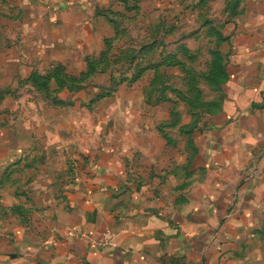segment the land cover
Wrapping results in <instances>:
<instances>
[{
  "label": "rangeland",
  "instance_id": "obj_1",
  "mask_svg": "<svg viewBox=\"0 0 264 264\" xmlns=\"http://www.w3.org/2000/svg\"><path fill=\"white\" fill-rule=\"evenodd\" d=\"M29 1L0 0V130L24 150L0 183V262L17 221L13 178L50 174L58 189L82 165L72 150L150 144L148 128L193 148L227 96L223 30L245 0Z\"/></svg>",
  "mask_w": 264,
  "mask_h": 264
},
{
  "label": "crops",
  "instance_id": "obj_2",
  "mask_svg": "<svg viewBox=\"0 0 264 264\" xmlns=\"http://www.w3.org/2000/svg\"><path fill=\"white\" fill-rule=\"evenodd\" d=\"M223 31L227 96L193 148L148 128L150 144L72 150L82 165L58 189L50 174L13 178L0 264H264V0H245ZM3 133L0 183L24 151Z\"/></svg>",
  "mask_w": 264,
  "mask_h": 264
}]
</instances>
